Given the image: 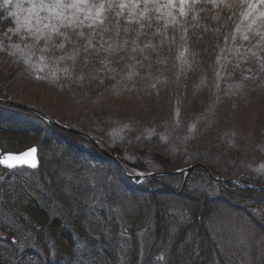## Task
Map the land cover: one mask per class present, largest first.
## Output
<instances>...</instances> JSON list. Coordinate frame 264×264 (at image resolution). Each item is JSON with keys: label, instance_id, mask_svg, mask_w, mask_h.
<instances>
[{"label": "rangeland", "instance_id": "rangeland-1", "mask_svg": "<svg viewBox=\"0 0 264 264\" xmlns=\"http://www.w3.org/2000/svg\"><path fill=\"white\" fill-rule=\"evenodd\" d=\"M121 3L126 7L121 9ZM101 4L102 17L94 19ZM30 7L25 0H13L11 5L0 0L5 25L0 34V98L93 138L128 176L88 140L66 132L99 152L129 182L182 176L181 187L170 190L179 197L185 187L184 193L206 190L212 195L208 185L214 183L212 187L258 198L259 205L251 203L247 213L236 212L233 206L227 209L229 205L218 208L216 221L227 224V230H218L221 224L213 218L204 220L203 229L198 222L199 231L207 232L216 245L215 251L208 244L200 256L199 239L188 233L174 249L167 244L163 253L160 246L153 247V261L165 264L180 257L179 264H189L190 259L207 264L202 257L211 255L215 264H264V190L226 181L264 187V3L188 0L181 5L174 0L170 5L169 0H152L145 5L143 0L139 4L88 0L77 13L76 26H59V34L43 27L60 25L59 19L47 18V11L39 14L43 18L39 25L32 17L29 31ZM88 8L92 13L86 19ZM9 12L15 15L9 17ZM10 108L21 118L25 114L38 117ZM238 150L246 153L239 155ZM225 152L230 161L223 159ZM157 158L180 163V171L200 167L187 174L159 171ZM138 165L146 172H140ZM157 173L164 175L154 176ZM136 175L152 176L132 180ZM175 204L171 214L181 222L187 207ZM181 225H174L172 237L188 226ZM26 240L0 246L12 250L17 245L20 250ZM188 249L193 252L185 255ZM148 252L149 247L143 249L142 258Z\"/></svg>", "mask_w": 264, "mask_h": 264}, {"label": "trees", "instance_id": "trees-1", "mask_svg": "<svg viewBox=\"0 0 264 264\" xmlns=\"http://www.w3.org/2000/svg\"><path fill=\"white\" fill-rule=\"evenodd\" d=\"M2 20L0 10V34L5 26ZM13 112L0 105V154L36 147L39 166L35 171L0 166V172L8 173H0V245L20 244L24 237L27 239L20 250L17 245L12 250L0 246V264H158L153 261V247L160 246L164 253L167 244L174 249L188 233L199 239L202 256L204 247L211 244V251H215L216 245L207 232L199 231L198 222L203 229L204 220L213 218L214 223L221 224L218 230L222 232L229 226L216 221L218 208L229 205L227 209L233 206L236 212L247 213L251 203L259 205L258 198H248L244 191L221 190L222 187H212L214 183L208 185L212 195L206 190L184 193L185 187L179 197L170 190L181 187L182 176L153 178L140 184L129 182L99 152L84 147L80 138L52 129L38 117L25 114L21 118ZM238 151L239 155L246 153ZM157 159L159 171L182 167L180 163ZM223 159L230 161L226 152ZM105 164L112 165L113 170ZM207 167L219 176L215 168L209 164ZM137 169L146 172L144 166L138 165ZM177 202L187 207L186 219L181 222L171 214V206ZM179 223L181 227L188 226L172 237L173 227ZM147 247L149 252L142 258ZM190 252L193 250H186L185 255ZM179 259L165 264H179ZM202 259L207 264L216 263L211 255ZM189 264L196 262L190 259Z\"/></svg>", "mask_w": 264, "mask_h": 264}, {"label": "snow or ice", "instance_id": "snow-or-ice-1", "mask_svg": "<svg viewBox=\"0 0 264 264\" xmlns=\"http://www.w3.org/2000/svg\"><path fill=\"white\" fill-rule=\"evenodd\" d=\"M13 0H3V3L5 5H11ZM26 3H30L31 7L28 9L29 13V31H31V24H32V17H35V22L37 25L41 23V20L43 19L40 17V13L47 11L49 13V16L47 17L49 20L52 19H59L60 25H51V24H44V28H50L54 33L59 34V26H76L77 22V13L81 11L87 4L88 0H25ZM140 0H135L136 4H139ZM144 4L147 5L149 2H152V0H143ZM188 0H180V4L183 5L184 3H187ZM260 3H264V0H258ZM174 0H169V4H173ZM19 6V3L18 5ZM95 7V6H92ZM121 9L126 7V4L121 3L120 4ZM104 9V5L101 4L99 8H96L95 11V18H101L102 12ZM88 15L85 17L86 19L91 16L92 8H88ZM70 14V15H69ZM9 17L15 15L14 13L9 12ZM261 15H264V13H261ZM102 22V19H101ZM79 23H82V21H79ZM19 30V29H18ZM8 31H12L11 28L8 29ZM37 31H39V28H37ZM247 39V37H245ZM60 47H63V44L60 45ZM36 152L35 148L29 149L28 151L20 154H12V153H3L0 154V165H4L8 168H14L18 165L23 164H30L32 167H36V164L33 160L28 159L33 156V154Z\"/></svg>", "mask_w": 264, "mask_h": 264}, {"label": "water", "instance_id": "water-1", "mask_svg": "<svg viewBox=\"0 0 264 264\" xmlns=\"http://www.w3.org/2000/svg\"><path fill=\"white\" fill-rule=\"evenodd\" d=\"M0 104H3V105H7V106H11V107H15V108H20V109H23V110H26V111H30L32 113H34L36 116L40 117L42 120H44V122L51 126V127H54V128H57V129H60V130H63L65 132H68V133H72V134H75L76 136H79L81 138H84L86 140H88L90 143H92L94 146H96L98 148V150L106 157H108L109 159H111L113 162H115L116 164H118L120 166V168L122 169L123 173L127 175V173L124 171L123 167L120 165V163H118V161H116L114 159L113 156L110 155V153H108L106 150L103 149V147L101 145H99L96 140H94L93 138L85 135V134H82V133H79V132H76L74 130H72L71 128L67 127V126H64V125H61L59 123H57L56 121L50 119V118H45L39 111L37 110H34V109H30L28 107H25V106H22V105H19L13 101H10L9 99H1L0 98ZM28 151V150H26ZM25 151V152H26ZM24 153V152H23ZM28 159H31L35 162L36 166H37V150L36 152L33 154L32 157L28 158ZM4 166V165H2ZM19 167H26V168H30V169H34L36 167H32L30 164H23V165H18ZM6 167V166H4ZM17 167V166H16ZM200 166H193V167H190V168H187L185 170H182V171H177L175 173H189L192 169H195V168H199ZM208 174L210 177H213L210 173L209 170H206L204 167H202ZM164 175V173H157V174H154V176H157V177H160ZM152 175H136V176H133L131 177L132 180H135V179H140V180H145V179H150ZM214 180H217L213 177ZM217 181H220V180H217ZM225 181V180H224ZM227 182H230L232 184H235V185H238L242 188H245V189H252V190H255V191H263L264 190V187H251V186H245V185H241L240 182L236 179H231V180H226Z\"/></svg>", "mask_w": 264, "mask_h": 264}, {"label": "bare ground", "instance_id": "bare-ground-1", "mask_svg": "<svg viewBox=\"0 0 264 264\" xmlns=\"http://www.w3.org/2000/svg\"><path fill=\"white\" fill-rule=\"evenodd\" d=\"M63 132H65V131H63ZM37 158H39V153H37Z\"/></svg>", "mask_w": 264, "mask_h": 264}]
</instances>
